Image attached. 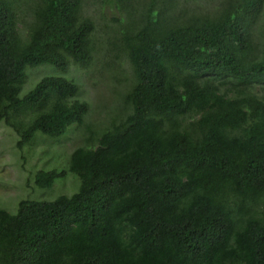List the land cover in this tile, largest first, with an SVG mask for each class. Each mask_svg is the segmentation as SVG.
Listing matches in <instances>:
<instances>
[{"label": "trees", "instance_id": "obj_1", "mask_svg": "<svg viewBox=\"0 0 264 264\" xmlns=\"http://www.w3.org/2000/svg\"><path fill=\"white\" fill-rule=\"evenodd\" d=\"M93 1L0 0V121L20 150L82 139L29 176L70 173L72 195L0 209V264H264V0H111L98 21ZM100 45L130 68L119 119L64 77L20 96L29 70L87 69Z\"/></svg>", "mask_w": 264, "mask_h": 264}, {"label": "rangeland", "instance_id": "obj_2", "mask_svg": "<svg viewBox=\"0 0 264 264\" xmlns=\"http://www.w3.org/2000/svg\"><path fill=\"white\" fill-rule=\"evenodd\" d=\"M205 3L202 2L201 4ZM112 5L114 3L111 0H94L87 7L90 8L88 15H92L98 21L100 19L98 16L102 10L108 15L110 14L109 10H113ZM104 48V45L95 46L93 62L87 69H78L71 64L66 72L49 66L29 70V77L20 92V96L33 89L43 77H64L80 87L85 85L81 98L91 105L90 117L95 122L109 118L108 123H110L114 119H119L122 106L119 105L115 109L113 107L115 104L121 103L122 95L120 97L118 90L128 85L123 77L129 78L130 68L123 60H117L115 65L113 58L110 60L108 56L102 57ZM115 66L119 67L120 70L113 68ZM261 88L256 86L254 91L262 95L264 90ZM74 128L77 126L69 127L65 136L57 140L38 138L42 136L37 135L29 146L20 150L16 145L18 137L15 132L3 121H0V209L4 208L14 213L17 210V203L21 199L34 198L52 201L61 195H72L76 191L78 180L70 173H67L64 179L56 180L50 189H36L32 185L33 183L31 184L29 181V176L32 173L34 174L36 170H40L46 165L59 170L66 167L64 166L65 158L73 149L82 144L80 133ZM96 128L98 130L100 127ZM81 131L87 132L88 129L85 127ZM26 183L28 185H25ZM34 188L36 190L35 196L26 195L28 190H34ZM21 194L24 196H18Z\"/></svg>", "mask_w": 264, "mask_h": 264}, {"label": "clouds", "instance_id": "obj_3", "mask_svg": "<svg viewBox=\"0 0 264 264\" xmlns=\"http://www.w3.org/2000/svg\"><path fill=\"white\" fill-rule=\"evenodd\" d=\"M74 66H76V65H74Z\"/></svg>", "mask_w": 264, "mask_h": 264}]
</instances>
